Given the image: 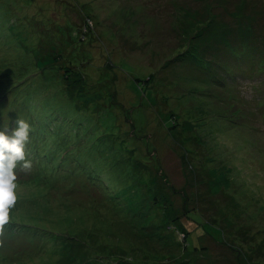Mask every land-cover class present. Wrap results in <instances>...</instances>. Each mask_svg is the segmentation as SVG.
I'll use <instances>...</instances> for the list:
<instances>
[{
    "label": "rangeland",
    "instance_id": "rangeland-1",
    "mask_svg": "<svg viewBox=\"0 0 264 264\" xmlns=\"http://www.w3.org/2000/svg\"><path fill=\"white\" fill-rule=\"evenodd\" d=\"M29 2L0 0V129L36 159L0 264H264V0Z\"/></svg>",
    "mask_w": 264,
    "mask_h": 264
},
{
    "label": "clouds",
    "instance_id": "clouds-1",
    "mask_svg": "<svg viewBox=\"0 0 264 264\" xmlns=\"http://www.w3.org/2000/svg\"><path fill=\"white\" fill-rule=\"evenodd\" d=\"M15 124L16 127L10 132L8 126L0 129V220L8 217L9 210L17 200V162L22 161L25 168L31 166L30 161L25 159L30 124L23 119H17Z\"/></svg>",
    "mask_w": 264,
    "mask_h": 264
},
{
    "label": "trees",
    "instance_id": "trees-1",
    "mask_svg": "<svg viewBox=\"0 0 264 264\" xmlns=\"http://www.w3.org/2000/svg\"><path fill=\"white\" fill-rule=\"evenodd\" d=\"M23 1V3L25 4V5H31V3L29 2V1H32V0H22ZM34 2H35V0H33ZM33 5V4H32ZM87 23H85L84 25H83V29H82V31L83 32H85L86 30H87ZM27 62H25V63H23L22 64V67L18 70L19 72L24 68V67H30L31 65H32V63H31V61H29V60H26ZM40 62H38V64H39ZM43 63V62H42ZM46 63V62H45ZM44 64V63H43ZM4 81V83L3 84H1V85H3L4 86V91H0V98H3L5 95H7V94H9L8 92H7V90H9V87H11V85H13L14 84V82L15 81H12L11 83H9L8 82V80H3ZM6 92H7V94H6ZM12 93V92H11ZM11 95V94H10ZM13 101L15 102V101H17V100H15V99H13ZM12 101V102H13ZM19 111V110H18ZM15 120H16V117H15ZM25 159L26 160H28V161H30V162H36V159H34V158H31V153H30V151L28 152V147L27 148H25ZM39 161H41L40 163L41 164H43L44 165V161L43 160H41V159H39ZM34 167H36V164H34ZM16 169H17V167H16ZM15 169V170H16ZM36 169L38 170V172L39 173H36V174H34V177H37L38 178V180H41L42 181V183H43V185L42 186H44L45 188L47 187L48 189H50V187H53L54 186V184L56 183V182H52V183H50L49 181H45L46 180V174H43V173H47L46 172V170H45V168H44V166H43V168L42 167H36ZM48 177H49V175H48ZM61 177V173H56V180L58 179V178H60ZM52 178V177H51ZM52 180H54V178H52ZM55 180V181H56ZM60 182L62 181V177L60 178V180H59ZM58 182V181H57ZM10 211V210H9ZM12 215H14L15 216V218H12L13 216H11V215H8V217H7V221H13L14 222V219H16V221L17 222H21V223H25V221L24 220H20L19 221V219L22 217V215L23 214H25V217L28 215V213H26L25 211L23 212V211H21L18 207H16L15 208V210H14V213H11ZM10 216H11V219H10ZM59 219V218H58ZM6 221V222H7ZM60 221V220H59ZM59 221H58V223H59ZM1 224V223H0ZM17 224H19V223H17ZM17 224H15V225H17ZM27 224V223H26ZM1 225H4V226H8V225H6V223H2ZM14 225V223L12 224V226ZM19 225H21V224H19ZM31 227H34V225H29V224H27L26 226H23V228L21 229V232H24V231H28L29 229H31ZM7 228H9V226L7 227ZM9 229H11V230H9L8 232L9 233H12L13 234V232H12V228H9ZM33 230H35V229H33ZM14 231V230H13ZM40 234H45V232L42 230V232L40 233ZM32 235L33 236H35L34 235V233H32ZM68 237V236H67ZM66 237V238H67ZM71 243H73V245H76V248H73V251H74V249L75 250H79V251H70L69 249V246H71V245H69V244H71V243H69L68 245H67V248L65 247V248H63L62 249V253H61V255H60V260L58 261V264H73V263H71V262H73V261H77V263L80 261V260H82V257L84 256V255H87V253L84 251V249L82 248V245H81V243H80V241H76V240H72V241H70ZM75 254H79V255H75ZM81 258V259H80ZM70 261V262H69ZM104 261H106V260H104ZM89 263L88 264H94V261H92V260H89L88 261ZM77 263H74V264H77ZM105 263V262H104ZM106 264V263H105Z\"/></svg>",
    "mask_w": 264,
    "mask_h": 264
},
{
    "label": "snow or ice",
    "instance_id": "snow-or-ice-1",
    "mask_svg": "<svg viewBox=\"0 0 264 264\" xmlns=\"http://www.w3.org/2000/svg\"><path fill=\"white\" fill-rule=\"evenodd\" d=\"M7 218L5 220H0V223H6Z\"/></svg>",
    "mask_w": 264,
    "mask_h": 264
}]
</instances>
